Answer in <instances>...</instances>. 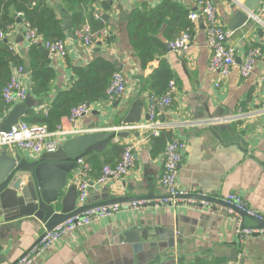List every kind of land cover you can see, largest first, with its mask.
I'll use <instances>...</instances> for the list:
<instances>
[{"label":"crops","instance_id":"obj_1","mask_svg":"<svg viewBox=\"0 0 264 264\" xmlns=\"http://www.w3.org/2000/svg\"><path fill=\"white\" fill-rule=\"evenodd\" d=\"M47 1L56 8L63 22L70 19L74 25L69 8L61 0ZM101 1L92 10L96 17L105 18L109 40L98 39L92 47L86 48L79 38L74 39L65 30L68 34L65 40L67 57L50 55L59 74L49 98L59 88L67 87L74 78L68 57L74 63L84 64L92 56L101 54L126 75V97L114 102L93 103L91 114L78 122L84 129L121 124L122 103L134 101L143 106L140 122L148 119L149 91H142V75L126 28L130 10L144 0H109V11L99 4ZM147 1L155 6L161 0ZM181 1L192 11L197 9L194 0ZM213 1L224 28L229 30L228 23L245 0ZM194 23L189 49L181 55L169 50L166 56L176 73L177 91L172 105L157 113L155 122L159 133L153 135L149 130L134 129L126 138L113 139H121L126 145L140 141L134 150V167L122 179L110 180L93 189L88 201L102 200L106 191L111 198L151 193L155 199H143L141 201L147 205L124 208L84 230L68 234L55 247L44 251L36 264H264V234L253 232L240 243L236 228L242 225L243 218L235 211L215 203L207 206L197 202L168 204L165 200L169 192L159 182L166 142L181 136L186 140V149L179 172L180 189L223 201L229 193H237L250 208L264 213V89L260 86V79L264 77V19L260 23L250 19L228 38L227 44L239 47L240 62L226 79L210 71L211 53L206 42L205 24L202 19ZM23 30L24 24L20 20L8 39L14 41L15 48L27 58L29 46L23 40ZM252 46H260L262 55L254 72L243 77L239 66ZM25 81L30 86L29 75ZM217 82L219 86H216ZM160 134L164 138L155 140ZM6 149L10 154L15 152L14 146ZM76 172L72 174L73 180ZM34 223L36 226L24 219L0 231V264L17 262L47 232L42 223ZM244 223L247 227H256L251 218H246ZM149 226L148 242L151 245L141 244L143 246L136 248L122 234L127 229L139 227L143 230ZM175 231L180 233L177 244L174 243ZM235 248L238 249L236 259Z\"/></svg>","mask_w":264,"mask_h":264},{"label":"built area","instance_id":"obj_2","mask_svg":"<svg viewBox=\"0 0 264 264\" xmlns=\"http://www.w3.org/2000/svg\"><path fill=\"white\" fill-rule=\"evenodd\" d=\"M36 1L38 0L33 1L34 5ZM194 2L197 9L191 12L190 18L194 22L202 19L205 24L206 42L211 53L209 69L212 72L218 73L219 77L222 79L229 78L232 74L233 68L238 65L237 59L239 56V47L227 44V40L233 34V31L224 28V24L220 18L219 9L213 0H194ZM250 18L256 23H260L264 19V0L260 2L253 12H250ZM105 32V30L93 32L90 25L87 24L81 29L76 30L75 36L82 41L86 48H90L95 44L97 38L100 37L98 35L101 34L105 36ZM3 37L4 34L2 33L1 38ZM23 40H25L28 45L40 42V44L49 50L50 55L52 56L66 58L68 55V48L65 41L42 42L41 38L37 35V30L29 24L24 26ZM191 42L192 34L186 31L180 37L171 42L170 47L172 51L181 55L189 49ZM240 43L242 47L245 46L243 41ZM261 55L262 48L260 46H253L246 51L239 66L240 74L243 77H249L254 72L257 61ZM28 75L29 72L25 66H20L14 70L9 83L2 91V97L5 103L13 107L26 99L30 92V87L25 81V78ZM219 85L220 83L217 82L216 86ZM260 86L264 89V77H261L260 79ZM127 91L128 86L126 75L124 72L118 71L113 75L111 83L106 91L108 100L105 102H114L117 98H125ZM175 91L176 82L173 80L170 82L169 88L163 96L157 97L154 94L148 95V119L143 123H121L110 128L102 127L100 129H84L79 126L78 122L81 118L91 114L92 104L89 105L83 103L73 108L69 115L63 117L61 123L55 130H49L46 126L30 125L23 121L14 125L10 132L2 131L0 127V152L7 147L14 146L21 149L24 154L28 156L27 158L32 157L33 159H37L46 152L55 151L66 139L86 132H130L134 129H141L149 130L153 135H157L159 133L158 125H156L155 122L157 113L166 110L172 105ZM2 118L3 115L0 114V126ZM139 144L140 141L127 144L121 160L113 166L105 165L102 169L101 175L95 179L89 176L92 169L91 166L83 158H80L78 160L80 166L74 177V182L78 189L77 206H83L87 203L89 195L93 189H97V187L107 184L110 180H120L126 176L134 167V150ZM185 149L186 140L181 136L166 142L163 173L159 180L160 184L169 192V197L165 202L172 205H178L182 202H197L201 203L203 206H207L211 203L204 200L197 201L193 199H182L180 197L181 195L183 196L191 193L186 189H180L178 186L179 172L184 160ZM224 200L228 204L235 205L238 208L245 210L250 215L264 220V213L250 208L241 195L237 193H229ZM143 203L147 205V202L145 201H134L124 204L100 206L86 211L82 215L70 218L55 227L52 231H47L42 235L29 251L20 257L14 264H36L44 251L55 247L68 234L75 233L78 230H84L95 221L114 215L124 208H136L142 206ZM236 232L240 238L238 241L241 243L244 241L245 237L253 232H261L264 234V229L242 228L241 224H239L236 228Z\"/></svg>","mask_w":264,"mask_h":264},{"label":"trees","instance_id":"obj_3","mask_svg":"<svg viewBox=\"0 0 264 264\" xmlns=\"http://www.w3.org/2000/svg\"><path fill=\"white\" fill-rule=\"evenodd\" d=\"M33 1L0 0V114L4 116L12 107L3 100L4 87L9 83L14 70L25 66L30 78L29 91L39 100L40 106L25 115L22 121L55 130L73 108L83 103L90 105L107 101L106 91L113 75L123 71L101 54L92 56L84 64L74 63L68 57L67 62L74 78L67 87L59 88L49 98L59 74L52 58L40 49V42L28 45L27 58H23L22 53L15 48L14 41L7 36L14 31L20 19L24 26L29 24L37 30L42 42L67 39L68 34L56 8L47 0H38L35 5ZM98 2L99 0H61L70 10L74 31L87 24L93 32L107 27L105 18L96 17L92 10ZM99 4L104 10L111 9L109 0H103ZM191 12L192 8L181 0H161L155 6L144 0L130 10L126 27L128 40L142 75V91L148 90V95L163 96L170 82L175 81L176 73L166 56L171 42L184 32L191 33L194 30ZM107 38L109 40V37H105ZM162 138L164 135L160 134L155 140L160 141ZM125 147L126 144L121 139L112 140L102 153L91 151L85 155L83 159L92 168L89 176L95 179L101 175L105 165L117 164Z\"/></svg>","mask_w":264,"mask_h":264},{"label":"water","instance_id":"obj_4","mask_svg":"<svg viewBox=\"0 0 264 264\" xmlns=\"http://www.w3.org/2000/svg\"><path fill=\"white\" fill-rule=\"evenodd\" d=\"M261 1L245 0L228 23L229 30L234 32L247 25L251 19L250 12H253ZM63 27L69 31L71 37L76 39L70 19L64 20ZM40 49L50 56L49 50L43 45H40ZM237 61L240 62V59L238 58ZM119 70H121L120 67ZM122 104L124 105L120 110V113H123L119 117L120 123L136 124L142 120L143 106L138 101ZM39 106V100L32 92H29L23 102L13 106L3 116L1 130L10 132L11 128L22 121L25 115ZM128 136L129 131L82 133L66 139L55 151L46 152L37 159L27 158L18 147H14V154L3 149L0 152V231L24 219H28L32 226H36L34 222L38 221L46 227L47 231H52L66 220L96 207L155 199L151 193L144 196L111 198L109 192L106 191L103 193L102 200L97 202L89 200L85 205L77 206L78 189L72 179V174L80 166L78 160L91 151H103L115 138ZM180 197L225 205L243 218L242 228L264 229V220L221 199L197 193H189ZM246 218L253 219L256 227H247L244 223ZM150 227L143 230L139 227L127 229L122 234L125 240L134 243L136 248L143 246L141 244L151 245L152 243L148 242ZM178 237L180 238V233L175 231L174 243L179 242ZM233 254L236 259L237 248L233 250Z\"/></svg>","mask_w":264,"mask_h":264},{"label":"rangeland","instance_id":"obj_5","mask_svg":"<svg viewBox=\"0 0 264 264\" xmlns=\"http://www.w3.org/2000/svg\"><path fill=\"white\" fill-rule=\"evenodd\" d=\"M102 30H105V31H106V32H105L106 35H105V36H103V35H101V34L98 35V36H100V37L97 38V40H98V39L102 40V39H105V37H108V29L105 28V29H102ZM176 91H177V84H176ZM176 91H175V93H176ZM175 93H174V95H175ZM173 99H174V96H173ZM155 120H156V119H155ZM126 146H127V145H126Z\"/></svg>","mask_w":264,"mask_h":264}]
</instances>
